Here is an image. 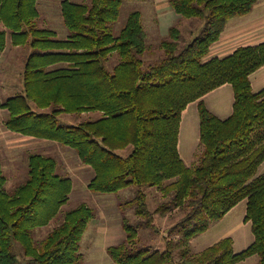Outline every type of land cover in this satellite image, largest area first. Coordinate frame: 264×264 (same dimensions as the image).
<instances>
[{
  "label": "trees",
  "instance_id": "trees-1",
  "mask_svg": "<svg viewBox=\"0 0 264 264\" xmlns=\"http://www.w3.org/2000/svg\"><path fill=\"white\" fill-rule=\"evenodd\" d=\"M256 1L170 0L178 15L203 22L202 28L197 26L201 33L180 47L184 33L171 26L168 37L160 41L164 57L146 63L142 55L150 44L140 11L128 15L119 34L108 28L118 18L123 0H62L65 38L54 29L36 26L38 0H0V54L9 39L13 45L32 48L24 92L0 102V109L8 112L5 126L73 148L94 171L88 182L94 192L136 186V194L122 207H135L140 226L158 231L147 187H158L166 198L156 211L184 213L164 237L162 251L139 244L136 226L123 217L126 238L107 247L116 264H235L253 255L259 258L257 264H264V172L256 175L264 161V88L255 92L250 81L264 65V41L204 59L229 20L251 12ZM115 51L120 61L109 70L105 60ZM225 83L232 87L233 106L228 117L220 118L203 96ZM193 101L203 151L199 164L190 167L179 153L178 140L182 112ZM85 111L101 115L77 125L59 124L61 113ZM28 169L25 183L7 192L0 163V264L80 263L81 239L94 209L82 204L66 212L42 241H34L32 230L58 215L73 182L56 173L50 156L29 155ZM243 200L244 221L250 222L254 235L246 248L235 252L227 236L199 253L187 252L184 246L193 237ZM171 234L179 239L174 241ZM17 243L23 261L15 250Z\"/></svg>",
  "mask_w": 264,
  "mask_h": 264
},
{
  "label": "rangeland",
  "instance_id": "rangeland-1",
  "mask_svg": "<svg viewBox=\"0 0 264 264\" xmlns=\"http://www.w3.org/2000/svg\"><path fill=\"white\" fill-rule=\"evenodd\" d=\"M61 1L38 0L37 7L40 14L35 22L37 27L54 29L59 38H65L68 31L61 15ZM70 1L86 4L91 2V0ZM151 2L153 0H123L119 16L108 25L109 30L114 35L119 34L126 23L128 15L133 11H140V13L148 14L147 16H149L153 13V9H160L155 4L152 8ZM165 7L171 8L174 13V9L170 4L162 6V8ZM164 14L165 20H163L161 28H158L157 31L149 30L147 18L143 15V24L148 32L147 42L150 44L149 49L142 55L146 63L155 62L164 57L165 51L160 46V41L168 37L170 26L176 25L179 28L187 26L180 40V47L187 45L201 33L200 28H202L203 22L198 18L182 17L177 13H175L177 17H171L167 12H164ZM180 18H183V21H189L188 23L186 22L187 25H183ZM195 24L200 26V28L197 29L194 35H190L187 30ZM7 46L5 51L0 54V102L24 92L25 64L32 52V48L27 45L13 46L10 43V39L7 41ZM204 59L206 58L204 57ZM119 61L120 55L115 51L107 57L105 65L109 70H113ZM33 108L35 107L33 106ZM100 115L98 111H85L81 113H61L58 118L61 125H77L86 120L96 119ZM7 117V110L0 109V163L6 178L4 189L7 192H12L28 179V157L34 153L54 158L56 161V173L62 176H69L73 182L69 199L63 204L58 215L49 224L32 230L34 241H42L55 226L62 222L66 212L86 204L94 209L95 216L90 220L81 239L80 252L83 255V259L78 264H116L108 254L107 247L116 245L126 238L127 233L122 225L123 217H126L130 224L136 226L139 244H147L152 249L160 251L166 248L164 237L169 235L170 228L180 220L184 213L179 209H173L166 213L156 211L160 203L166 200L163 192L158 187L145 188L149 209L154 212L155 224L158 228V231L155 232L153 229L138 224L139 216L135 213L134 206L122 207L123 202L136 194V186L131 185L113 193L92 191L88 188V182L93 177L94 171L91 166L82 163L73 148L52 140L39 139V142H41L39 143L34 139L21 137L23 134L13 132L5 126L4 122ZM178 148L186 165L195 167L199 164L203 147L199 143V115L196 104L189 105L183 114ZM122 153L126 154L127 150L122 151ZM262 172H264V163L259 166L256 175ZM245 212L246 200H243L233 207L221 220L212 223L204 233L193 237L184 248L189 253H199L207 246L229 236L235 242L233 250L235 252L243 250L254 238L251 225L243 223ZM170 236L174 241L179 239L176 234H171ZM15 250L19 259L23 261L20 255L22 248L19 243L16 244ZM176 250L179 251L181 249L179 247ZM258 261V256L253 255L235 264H257Z\"/></svg>",
  "mask_w": 264,
  "mask_h": 264
},
{
  "label": "crops",
  "instance_id": "crops-1",
  "mask_svg": "<svg viewBox=\"0 0 264 264\" xmlns=\"http://www.w3.org/2000/svg\"><path fill=\"white\" fill-rule=\"evenodd\" d=\"M151 3H152V8L153 5L155 4L159 6L160 9L158 8L153 9V13H152L153 15L150 14L149 16H147L148 14L145 15L144 13L143 14L141 13V23L144 30L147 33V36H148V32L143 24V20H144L143 15L147 18V23H148L147 26L149 27L150 31H157L158 28H161L163 24L162 22L163 20H165L164 12L169 13L171 17L172 16L177 17L175 16L177 15L175 14L176 12L174 11L173 13L172 12L173 10H171V8H167V7L162 8L164 4L168 6L170 4V0H153V2ZM180 19L183 25L184 24L187 25V23L189 22V21H183L184 20L183 18ZM185 27L187 26L180 27L183 33L184 30L186 29ZM0 28L3 29V26L1 24H0ZM196 30H197V26L195 24L189 27L187 31L188 33L192 34ZM262 41H264V0H257L251 12L243 16L233 17L229 20L225 29L221 33L220 38L212 44V46L210 47V51L205 58L210 59L212 57H224L232 53L234 49H236L239 46L255 45ZM7 47L8 46L6 45V48ZM250 81L253 91L257 92L262 88H264V65L250 75ZM203 99L209 110L220 118H226L232 112L233 90L231 85L228 83H225L217 87L216 89L206 93L203 96ZM192 104L197 105V101H193L189 103L187 107ZM187 107L182 112L180 130L183 122V114L185 113ZM21 137H26L27 139H34L39 142V138H34L32 136L21 135ZM263 163L264 161L262 162V164ZM230 210L226 214H228ZM243 223L247 225H251L249 221H244ZM234 244L235 242L233 239V245Z\"/></svg>",
  "mask_w": 264,
  "mask_h": 264
}]
</instances>
